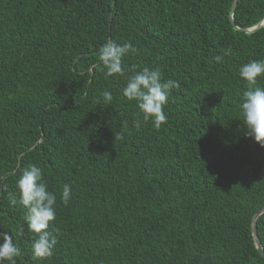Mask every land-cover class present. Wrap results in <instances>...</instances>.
<instances>
[{"label":"trees","instance_id":"trees-1","mask_svg":"<svg viewBox=\"0 0 264 264\" xmlns=\"http://www.w3.org/2000/svg\"><path fill=\"white\" fill-rule=\"evenodd\" d=\"M232 2L0 0V232L16 264H264V147L246 135L238 74L264 59V26L235 27L264 20V0H238L234 24ZM109 39L138 50L126 70L180 83L160 128L122 95L126 77L101 71ZM30 164L57 194L50 258L9 202Z\"/></svg>","mask_w":264,"mask_h":264},{"label":"clouds","instance_id":"clouds-1","mask_svg":"<svg viewBox=\"0 0 264 264\" xmlns=\"http://www.w3.org/2000/svg\"><path fill=\"white\" fill-rule=\"evenodd\" d=\"M137 51L131 42L119 43L109 39L100 46L97 57L102 65L101 71H104L106 76L126 77L122 95L130 101L137 102L145 122L151 121L155 128H160L167 120L164 107L173 90L180 88V83L171 78L165 80L159 67L138 69L133 65L131 69L126 70L124 58ZM214 59L220 63L223 56L218 55ZM128 72L131 74H127ZM238 74L246 84L239 105L246 126V135L264 147V86L259 84V80L264 78V59L250 60L242 64ZM102 96L105 103L113 100L111 91L105 90ZM134 123L137 128L140 127L138 120ZM17 189L19 199L10 193L9 202L12 206L19 204L27 209L24 219L28 230L35 234L33 255L37 258H50L58 244L57 236L49 230L50 224L57 217V194L49 190L43 169L35 164L23 169L17 180ZM71 197V185H63L60 199L67 205ZM20 255L21 249L14 242L13 235L0 232V264H5V261L8 264H16V258Z\"/></svg>","mask_w":264,"mask_h":264},{"label":"water","instance_id":"water-1","mask_svg":"<svg viewBox=\"0 0 264 264\" xmlns=\"http://www.w3.org/2000/svg\"><path fill=\"white\" fill-rule=\"evenodd\" d=\"M237 3H238V0H233L232 2V5H231V11H230V19L232 21V23L234 24V20H233V14L235 12V8L237 6ZM264 26V20H262L259 24H257L256 26L252 27V28H239L238 26L235 25V27L237 29H240V30H244L246 32H254L256 30H258L259 28L263 27ZM264 211V208L255 216V219L258 218V216ZM253 233H254V237H255V240H256V245H257V248L259 250V252L264 256V249L262 247V244H261V241L260 239L258 238V231H257V228L256 226H254V229H253Z\"/></svg>","mask_w":264,"mask_h":264}]
</instances>
